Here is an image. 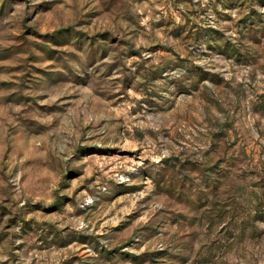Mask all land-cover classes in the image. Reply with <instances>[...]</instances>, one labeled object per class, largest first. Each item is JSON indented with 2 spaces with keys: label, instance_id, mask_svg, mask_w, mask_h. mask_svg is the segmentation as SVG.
Masks as SVG:
<instances>
[{
  "label": "rangeland",
  "instance_id": "374dc122",
  "mask_svg": "<svg viewBox=\"0 0 264 264\" xmlns=\"http://www.w3.org/2000/svg\"><path fill=\"white\" fill-rule=\"evenodd\" d=\"M0 264H264V0H0Z\"/></svg>",
  "mask_w": 264,
  "mask_h": 264
},
{
  "label": "trees",
  "instance_id": "16d2710c",
  "mask_svg": "<svg viewBox=\"0 0 264 264\" xmlns=\"http://www.w3.org/2000/svg\"><path fill=\"white\" fill-rule=\"evenodd\" d=\"M213 180H214V179H213ZM213 180H212V181H213ZM181 190H182V191H181V194H185V195L188 194V190H187V191L184 190L183 187L181 188ZM194 191H196V189H194Z\"/></svg>",
  "mask_w": 264,
  "mask_h": 264
}]
</instances>
